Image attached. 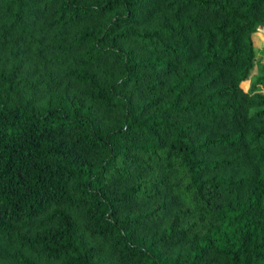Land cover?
Segmentation results:
<instances>
[{
	"label": "trees",
	"instance_id": "16d2710c",
	"mask_svg": "<svg viewBox=\"0 0 264 264\" xmlns=\"http://www.w3.org/2000/svg\"><path fill=\"white\" fill-rule=\"evenodd\" d=\"M263 27L264 0H0V264H264Z\"/></svg>",
	"mask_w": 264,
	"mask_h": 264
},
{
	"label": "rangeland",
	"instance_id": "374dc122",
	"mask_svg": "<svg viewBox=\"0 0 264 264\" xmlns=\"http://www.w3.org/2000/svg\"><path fill=\"white\" fill-rule=\"evenodd\" d=\"M254 43H255V47L257 49V55H258V59L264 62V27L259 29L258 32H256V34H254ZM258 73V69L256 67L253 75H256ZM249 87V83H245L244 84V89L247 90Z\"/></svg>",
	"mask_w": 264,
	"mask_h": 264
}]
</instances>
